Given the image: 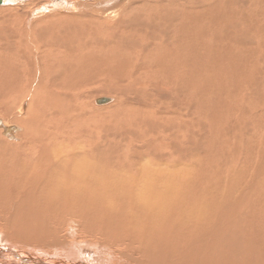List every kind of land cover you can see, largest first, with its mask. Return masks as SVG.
Returning <instances> with one entry per match:
<instances>
[{"label":"bare ground","instance_id":"1","mask_svg":"<svg viewBox=\"0 0 264 264\" xmlns=\"http://www.w3.org/2000/svg\"><path fill=\"white\" fill-rule=\"evenodd\" d=\"M12 2L0 11V264H264V231L249 233L232 195L198 196L193 170L198 110L209 99L201 90L217 93L220 108L241 99L243 119H264V0H133L100 10L97 24L67 13L69 2L0 5ZM100 70L124 94L121 119L107 123L122 125L119 143L84 136L73 103L83 99L61 106ZM156 88L171 106H157ZM253 88L258 102L246 93ZM166 114L168 126L157 122ZM143 133L150 148L139 151Z\"/></svg>","mask_w":264,"mask_h":264},{"label":"rangeland","instance_id":"2","mask_svg":"<svg viewBox=\"0 0 264 264\" xmlns=\"http://www.w3.org/2000/svg\"><path fill=\"white\" fill-rule=\"evenodd\" d=\"M62 1L69 2L68 5L70 9L67 11V13L77 18V20L85 21V23L88 24L91 19L94 18L95 20L96 14L100 10L109 13L113 12L114 10L124 11L127 8L126 6L133 0H113L115 2H113L112 0H37V2H35L34 5H31L29 7V10L35 11L46 8L48 6L50 7L55 6L61 3ZM12 3H10L11 5L10 4L4 5L5 7L3 5H0L3 6L0 7V11H3L4 9L13 8L14 2ZM97 5H100L101 8ZM97 7H99L100 9L99 8L97 9ZM57 12L58 11L54 10L53 12L51 13L49 12V13L50 14L53 13L55 15L57 14ZM61 13H66V12L65 11L63 12L62 10ZM38 15L39 16L36 17L46 16V12ZM95 24H97L96 20H95ZM96 72L83 75V77L80 79V83H81L80 93L73 96L66 103L61 104V106L66 107L68 103L73 102L74 100H77L79 98L83 99L82 101L77 100L73 103L76 105L77 104L80 105L77 106L81 109V114L86 120V123L84 124V128H82L84 130V136L96 131V133L99 132L101 138H103L106 134H109L110 136L115 137V141L119 143L121 141L120 132L121 131L124 132L125 130L121 129L122 125L120 123L118 128L117 127L115 128L112 124H107V123L110 117L113 118L110 121V123L116 119L117 120L121 119V115H119L118 113L122 112L120 108L123 106L121 100L124 97V94L121 91L115 89V86L118 84V82H113L105 75H102L101 70L98 71L97 73ZM203 76H205V73L201 71L200 78H202ZM260 76H261L260 82L262 80L261 87L264 90V71L260 74ZM205 77L220 78L216 72L206 73ZM210 85L211 84H209V86ZM155 87H160V86L155 85ZM243 88L244 87L241 85L240 89ZM156 89L160 90L154 93L155 95L157 94V96L154 97L156 98V100H159L158 99L159 92L161 94L165 92L166 93V95H164L165 97L170 96L169 98H166L168 99L166 100L167 102L163 99L159 101L155 100L156 104L157 102L158 104L160 102V104L157 106L162 107L165 104H166L165 106H169V105L171 106L172 98H171V94H168L167 92L168 90L161 92V88H156ZM240 89L239 90L237 89V92L235 93L237 97L240 95L239 98L243 96V91H240ZM125 91H127L128 93H132L133 94L132 98H135V93L131 92L132 90L127 88V90ZM201 93L206 98L209 99H207V103H206L207 106L205 104H201L200 109L198 110V120L195 127V133L197 135V141L199 143L198 151L200 153L197 157L198 164L195 166L196 168L193 169L195 171V175L197 176V178H199V191L196 194L198 196H201L203 194H208L214 196L218 200H222L224 197L227 198L228 195L230 196L232 195L231 197L233 199V202H236L237 205L235 211L237 212L238 216H240L241 218L243 217L248 218L247 220L244 221L246 223V228L248 229L249 233L263 232L264 231V194H263L264 183L261 181V177L257 178L255 176V173L259 171L260 167L262 166L259 172H261L264 175V119H259L258 117L250 118L247 116L243 119V117H241L238 112L240 105L241 104L243 106L245 105L241 101V99H238V101L235 102L233 101L234 98H230L228 102L231 101V104L226 103L227 105L225 107L220 108V106L222 105H219L218 101L216 100L217 93L212 94L214 93L212 90L210 93L207 90L205 91L201 90ZM246 93L251 95V97H253L254 95L255 97L259 98L254 88L252 89V91H246ZM142 97L144 96L142 95ZM115 98L119 100L117 101ZM210 98L212 99V103L210 102L211 101ZM135 100L136 98L132 101V103H134ZM259 100L260 98L253 102H258ZM132 103L129 102L127 103V105H129L130 107ZM105 108H110L112 110H104ZM132 108H134V105H132ZM125 109L127 108H124L122 110ZM50 110H56V109L48 108L47 110L54 116V119L59 120L61 118V114L59 110L56 111H50ZM102 110L103 112H101ZM2 111L3 110L0 109V117L2 116ZM94 116L97 117L96 120L93 119ZM167 117L168 114H166L163 118L159 117L157 118L158 119L157 122L161 123L162 121L164 125L166 124L168 126L173 121H170L171 116H169V120ZM166 121H169L170 123ZM208 124H210V126ZM67 131L70 134L71 141H75L74 136L78 130L69 128ZM199 131L202 132L200 133ZM149 137H150L149 134L144 135V133L136 137L138 139V140L136 139L137 144L140 147V148L138 147L139 151L142 150L145 151L146 148H150L151 140ZM127 140L129 141V139ZM153 141L156 142L157 139H154ZM179 141L183 142L181 140ZM126 145H127L126 143L124 145L120 144V147L122 146L121 148L123 152L125 151V155L129 153L128 151L129 148L126 149L127 148ZM168 149L164 148V150L167 151L165 153L166 157L170 156L171 157L170 159L172 161H174L175 159H177L178 161L180 158L183 159L182 153L178 155L175 151L173 152V150L171 151V149L170 150ZM157 151L163 152V149ZM159 154L163 155L162 153ZM193 164H194L193 162L187 163L184 165V167L187 168ZM238 173L241 174L240 177ZM262 177L264 179V176ZM233 193L237 196L238 198L237 200Z\"/></svg>","mask_w":264,"mask_h":264}]
</instances>
